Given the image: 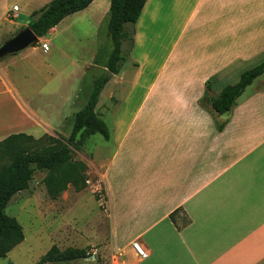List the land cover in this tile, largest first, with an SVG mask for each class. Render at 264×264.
I'll return each mask as SVG.
<instances>
[{
	"label": "crops",
	"instance_id": "1",
	"mask_svg": "<svg viewBox=\"0 0 264 264\" xmlns=\"http://www.w3.org/2000/svg\"><path fill=\"white\" fill-rule=\"evenodd\" d=\"M50 1L0 0V27L23 26L17 12L30 16ZM109 6L93 0L48 34L84 17L86 28L71 34L86 39L90 59ZM18 55L0 61V141L59 132L72 110L75 88L57 97L56 122L43 116L33 72L28 84L19 80ZM263 60L264 0L145 2L128 59L99 95L113 84L110 103L97 113L109 139L95 168L112 264H264V74L228 113L201 104ZM175 210L189 219L181 229L169 219ZM132 242L145 249V259Z\"/></svg>",
	"mask_w": 264,
	"mask_h": 264
},
{
	"label": "rangeland",
	"instance_id": "2",
	"mask_svg": "<svg viewBox=\"0 0 264 264\" xmlns=\"http://www.w3.org/2000/svg\"><path fill=\"white\" fill-rule=\"evenodd\" d=\"M17 13L20 15L15 22L26 26L29 14L24 11ZM103 17L90 59L91 46L87 47L86 39L79 40L71 34L76 33L75 27L86 28L88 23L84 17H73L65 21L56 31L45 36L43 42L38 43L37 51L27 48L18 53L23 64L19 69L20 73L18 71L19 80L28 84L31 78L28 76L33 72L35 78L31 80L36 82L35 100L39 102L43 116L52 122L57 121L54 111L57 97L60 95L65 98L71 88H75L72 110L59 123V132L48 135H59L67 140L72 130V118L85 106L92 80L100 75L98 70L106 63L112 44L107 34L108 14ZM23 26H1L0 43ZM127 45L128 42L124 48ZM46 46L48 51L45 50ZM45 61L49 62L48 66L42 64ZM112 87L113 84L106 86L99 98V105L95 107L96 113L101 114V105L110 103ZM80 139L78 134L69 149L72 160L86 166L90 184H86L78 192L69 186L57 197H52L43 183L46 172L36 171L30 188L17 193L5 208L6 215L15 218L21 225L24 239L6 257L0 258V264H11L9 261L14 264H35L53 246L60 251L74 250L84 253L82 259L73 260L70 264H112L114 251L109 247L107 212L104 200H100L104 197V192L95 176L99 159L106 153L104 149L108 148L105 145L107 140L100 134L89 136L83 143ZM93 249L97 250L94 259L91 257Z\"/></svg>",
	"mask_w": 264,
	"mask_h": 264
},
{
	"label": "trees",
	"instance_id": "3",
	"mask_svg": "<svg viewBox=\"0 0 264 264\" xmlns=\"http://www.w3.org/2000/svg\"><path fill=\"white\" fill-rule=\"evenodd\" d=\"M146 1L110 0L107 34L112 49L102 66L103 71L92 80L87 102L75 114L72 130L66 141L59 135L44 134L34 138L23 133L11 134L0 141V258L6 257L24 239L21 225L15 218L6 215L5 208L17 193L30 188L36 171L46 172L43 183L52 197H57L69 186L77 192L85 188L88 170L82 162L72 160L69 145L74 144L78 134L81 136V143L94 134H100L105 140L109 139V129L98 117L95 107L111 75L118 74L128 59L135 24ZM92 2L93 0H51L30 14L26 26L39 38L47 36L64 18L84 10ZM126 42L128 45L124 48ZM95 64L98 63L95 61ZM263 74L264 60L241 73L236 83L225 86L215 97L205 96L201 104H208L215 114L228 113L246 87ZM206 90H209L208 83ZM217 128L221 129L220 126ZM179 213L180 210H175L169 215L177 229L189 224V219L185 215L179 216ZM83 257L84 253L81 251H60L53 246L35 264H66Z\"/></svg>",
	"mask_w": 264,
	"mask_h": 264
},
{
	"label": "water",
	"instance_id": "4",
	"mask_svg": "<svg viewBox=\"0 0 264 264\" xmlns=\"http://www.w3.org/2000/svg\"><path fill=\"white\" fill-rule=\"evenodd\" d=\"M38 43L39 37L28 26H24L0 43V61L27 48H35Z\"/></svg>",
	"mask_w": 264,
	"mask_h": 264
},
{
	"label": "built area",
	"instance_id": "5",
	"mask_svg": "<svg viewBox=\"0 0 264 264\" xmlns=\"http://www.w3.org/2000/svg\"><path fill=\"white\" fill-rule=\"evenodd\" d=\"M86 184H90V180L89 179L86 180ZM97 191H99V190H97ZM100 200H104L103 197H101ZM131 247L134 250V252H135V254H136L138 259L142 260V259L146 258L147 253H146L145 249H143V247L138 242H132L131 243ZM96 253H97V250L93 249L92 253H91L92 259L95 258Z\"/></svg>",
	"mask_w": 264,
	"mask_h": 264
}]
</instances>
